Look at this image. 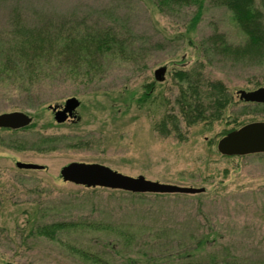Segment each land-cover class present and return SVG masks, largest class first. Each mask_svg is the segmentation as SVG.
<instances>
[{"label":"rangeland","instance_id":"374dc122","mask_svg":"<svg viewBox=\"0 0 264 264\" xmlns=\"http://www.w3.org/2000/svg\"><path fill=\"white\" fill-rule=\"evenodd\" d=\"M156 2L0 0V65L7 55L17 58L30 30L57 44L112 30L124 46L87 61L89 68H74L53 49L33 68V81L29 68L0 72V113L31 117L25 127L0 128V264H264V153L225 156L216 149L228 131L264 121V104L241 97L264 85V58L250 62L215 50L214 34L232 47L244 45L245 36L213 0H204L194 26L193 6L159 10ZM216 81L230 97L221 117L187 125L180 108H205ZM72 96L79 100L74 116L56 122L48 106ZM169 115L179 133L157 129ZM16 161L43 168L18 169ZM72 161L204 191L87 188L62 180L60 168ZM57 221L74 227L55 239L33 233Z\"/></svg>","mask_w":264,"mask_h":264},{"label":"trees","instance_id":"16d2710c","mask_svg":"<svg viewBox=\"0 0 264 264\" xmlns=\"http://www.w3.org/2000/svg\"><path fill=\"white\" fill-rule=\"evenodd\" d=\"M213 3L230 11L232 20L245 36L244 45L232 47L226 44L222 35L214 34L211 43L215 50L232 54L237 58H244V60L250 62L262 60L264 58V0H213ZM156 5L159 10L193 6L195 10L189 25L194 26L200 19L204 0H157ZM43 32L30 30L26 39L22 43L19 42L15 48L13 56L17 58L8 60L11 57L7 55L2 65H0V72H5L9 76L12 73H16L18 69L29 68L28 78L33 81L38 78L30 77L33 74V68L49 61L53 49H55L56 55L62 56L64 62L69 64L71 62L74 68H80L84 64L89 68V63H95L97 57L104 51H112L114 47L122 48L123 46V42L116 37L112 30L85 32L81 39L68 36L60 44H57V42L53 43ZM177 74L181 79L185 77L188 79L186 72H178ZM154 80L158 81L155 77ZM209 85L213 93L210 94V104L205 108L201 104H194L192 107L190 103L182 102L186 103V107L180 108V115L187 125L204 120L207 117L213 120L219 119L224 108L230 102V97L221 82H210ZM196 96L200 98L199 93H196ZM209 110L210 112L207 115L206 112ZM170 117L171 115L165 116L157 125V129H162L165 134H170L171 131L179 133L177 120L174 118L170 119ZM130 193L132 195L143 194ZM154 195L162 194L154 193ZM72 227H74L73 224L63 221L43 223L35 226L33 233L49 239H55L59 232ZM81 257L92 258L84 253H81Z\"/></svg>","mask_w":264,"mask_h":264},{"label":"water","instance_id":"95a60500","mask_svg":"<svg viewBox=\"0 0 264 264\" xmlns=\"http://www.w3.org/2000/svg\"><path fill=\"white\" fill-rule=\"evenodd\" d=\"M165 67L154 71V77L162 81ZM242 99L248 102L264 104V85L242 93ZM79 105V100L74 96L64 100L61 106L49 105L53 112L54 120L64 122L74 116V111ZM31 117L21 111L0 113V128L18 129L27 126ZM217 151L225 156H242L253 153H264V121H252L237 129L228 131L217 140ZM18 169L38 170L43 166L30 162L16 161ZM59 174L63 181L81 185L87 188L103 187L122 190L132 193H180L196 194L204 188L181 186L163 183L145 178L142 175L130 176L110 167L94 162L72 161L63 165ZM11 264V263H5Z\"/></svg>","mask_w":264,"mask_h":264},{"label":"bare ground","instance_id":"6f19581e","mask_svg":"<svg viewBox=\"0 0 264 264\" xmlns=\"http://www.w3.org/2000/svg\"><path fill=\"white\" fill-rule=\"evenodd\" d=\"M252 103H255V102H252Z\"/></svg>","mask_w":264,"mask_h":264},{"label":"flooded vegetation","instance_id":"af4514ba","mask_svg":"<svg viewBox=\"0 0 264 264\" xmlns=\"http://www.w3.org/2000/svg\"><path fill=\"white\" fill-rule=\"evenodd\" d=\"M76 110V109H75Z\"/></svg>","mask_w":264,"mask_h":264}]
</instances>
